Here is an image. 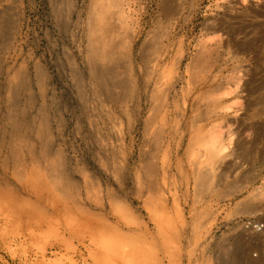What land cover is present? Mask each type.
I'll list each match as a JSON object with an SVG mask.
<instances>
[{
	"label": "rangeland",
	"instance_id": "374dc122",
	"mask_svg": "<svg viewBox=\"0 0 264 264\" xmlns=\"http://www.w3.org/2000/svg\"><path fill=\"white\" fill-rule=\"evenodd\" d=\"M99 1L0 0V192L52 217L126 205L155 241L165 209L173 264H264L243 226L264 223V0H102L93 76ZM5 200L0 264H94L81 234L24 240Z\"/></svg>",
	"mask_w": 264,
	"mask_h": 264
},
{
	"label": "bare ground",
	"instance_id": "6f19581e",
	"mask_svg": "<svg viewBox=\"0 0 264 264\" xmlns=\"http://www.w3.org/2000/svg\"><path fill=\"white\" fill-rule=\"evenodd\" d=\"M109 6L111 4L103 3L100 0L91 8V15L95 13V21L91 16L86 36L89 45L87 49L88 65L93 76H101L97 65H100L99 62L109 56L110 49L114 46L106 40L114 29L110 22ZM261 15L264 16L262 12ZM96 24L101 27L99 55H95L93 52L96 28H99ZM155 83L157 84V82ZM14 85L15 87L11 90L17 89V85ZM11 94L14 98L17 91L14 90ZM14 100L16 101V97L12 99V101ZM205 149L210 159L217 156V152L209 148L207 144ZM34 191L38 195L41 193L38 188H35ZM0 195H2L0 198L7 199L3 203L4 223L25 217V224L19 234L24 240L47 234H53L59 239H62L65 234L70 237L81 234V244L84 245L94 264H173L168 235L171 217L165 212V209L151 217L157 234L160 236V239L155 241L147 236L148 232L140 226L137 218L126 205L122 207L120 215H110L105 212L100 203H96L97 208L94 209L86 207L76 209L74 206L67 205L64 200L61 202L58 200V207L55 208L56 203L51 200L49 205L54 209H59L52 217L45 214L42 209L39 211L40 206L21 204L18 200L14 201L12 196L6 198L4 195L7 194L3 192H0ZM46 200L42 201V205H47ZM131 225H135L136 229L130 227ZM83 262L86 264L85 259Z\"/></svg>",
	"mask_w": 264,
	"mask_h": 264
},
{
	"label": "built area",
	"instance_id": "2783aa9c",
	"mask_svg": "<svg viewBox=\"0 0 264 264\" xmlns=\"http://www.w3.org/2000/svg\"><path fill=\"white\" fill-rule=\"evenodd\" d=\"M244 227L251 229L252 231L259 233L264 230V223L261 221L245 220Z\"/></svg>",
	"mask_w": 264,
	"mask_h": 264
}]
</instances>
